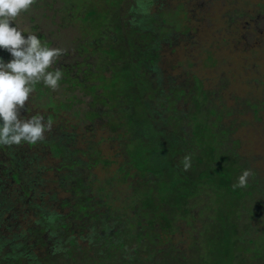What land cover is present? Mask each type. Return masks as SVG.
Listing matches in <instances>:
<instances>
[{
	"label": "trees",
	"instance_id": "trees-1",
	"mask_svg": "<svg viewBox=\"0 0 264 264\" xmlns=\"http://www.w3.org/2000/svg\"><path fill=\"white\" fill-rule=\"evenodd\" d=\"M145 1H82L76 41L90 64L74 73L57 60L50 69L62 71L63 95L75 96L62 101L35 86L47 97L45 118L55 120L45 145L68 196L28 203L4 196L0 185V264H264V180L223 120L226 106L201 80L163 77L161 43L171 33ZM0 58L7 60L3 48ZM246 106L264 111V101ZM74 107L78 124L70 123ZM8 164L5 175L20 182L22 168L13 158ZM246 169L247 186L234 189Z\"/></svg>",
	"mask_w": 264,
	"mask_h": 264
},
{
	"label": "rangeland",
	"instance_id": "rangeland-1",
	"mask_svg": "<svg viewBox=\"0 0 264 264\" xmlns=\"http://www.w3.org/2000/svg\"><path fill=\"white\" fill-rule=\"evenodd\" d=\"M82 1L85 0H35L12 26L16 24L25 37L36 34L33 29L38 27L48 39L53 40L52 47L65 50L58 62L70 66L77 73L78 65L87 69L90 64L85 60L87 54H80L79 40L76 41L77 37H82L84 27L80 15ZM148 1L154 2L152 14L161 12L160 18L165 20L171 33L169 39L161 43L163 77L175 81L180 77L185 79L187 73H191L201 80L203 89L215 98L214 103L226 106L223 108V120L236 130L235 138L242 143L240 152L249 157L252 167L264 180V111L257 114L246 106L248 101H264V0ZM127 15L134 19L131 12ZM86 26L90 28L92 23L88 22ZM11 59L7 51L5 62ZM35 92L30 95L25 110H21L22 117L37 113L44 115L47 97L40 98ZM53 95L64 101L74 97L75 93L71 90L66 97L58 88ZM74 112L75 107L69 112L70 123L78 124ZM82 117L86 119L81 112V120ZM54 121L51 130L55 127ZM49 137V132H46L44 141L34 145L0 146V185L4 196L9 194L28 203L32 200L53 203L54 196L67 198L68 194L61 188L64 172L58 171V160L52 157L45 145ZM12 158L17 162V168H22L20 182H15L10 174L5 175L7 169L13 168L8 164ZM118 169L119 162L112 165L111 172ZM126 191L125 187V193L118 203H114L115 206L123 205ZM57 210L67 213L69 208L58 206ZM257 223L254 221L252 226L255 235ZM259 234H262L260 229Z\"/></svg>",
	"mask_w": 264,
	"mask_h": 264
},
{
	"label": "clouds",
	"instance_id": "clouds-1",
	"mask_svg": "<svg viewBox=\"0 0 264 264\" xmlns=\"http://www.w3.org/2000/svg\"><path fill=\"white\" fill-rule=\"evenodd\" d=\"M35 0H0V48L8 51L12 59L5 62L0 58V146L37 144L51 131L53 121L45 120L42 114L21 116L30 95L38 83L52 91L59 88L63 73L59 68L50 70L65 50L48 47L36 34H28L15 24L16 18L29 10ZM28 111V108H27ZM181 164L184 171L191 167V155H185ZM252 175L246 169L233 184V188L247 186Z\"/></svg>",
	"mask_w": 264,
	"mask_h": 264
},
{
	"label": "flooded vegetation",
	"instance_id": "flooded-vegetation-1",
	"mask_svg": "<svg viewBox=\"0 0 264 264\" xmlns=\"http://www.w3.org/2000/svg\"><path fill=\"white\" fill-rule=\"evenodd\" d=\"M83 18H84V15L83 14H80ZM61 64L59 63V65L58 66H60Z\"/></svg>",
	"mask_w": 264,
	"mask_h": 264
}]
</instances>
